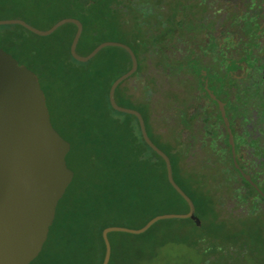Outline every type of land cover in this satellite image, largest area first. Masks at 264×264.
I'll return each instance as SVG.
<instances>
[{"label": "trees", "instance_id": "trees-1", "mask_svg": "<svg viewBox=\"0 0 264 264\" xmlns=\"http://www.w3.org/2000/svg\"><path fill=\"white\" fill-rule=\"evenodd\" d=\"M167 4L169 9L164 10ZM193 8L167 0H0V20L21 19L40 30L64 18L80 21L83 31L76 52L81 56L103 42H119L137 58L131 78L139 80L140 96L122 84L115 101L141 114L148 137L170 159L175 183L192 200L200 226L191 219L164 220L141 235L111 233L108 264H167L170 252L177 257L174 252L181 249L188 255L186 264H200V233L210 236L203 264L234 263L223 256L219 241L228 244L225 249L231 253L236 249L241 253L235 258L238 263L264 264L258 230L242 222L249 228L239 233L230 218H220L216 206L224 197L215 194L228 180L187 169L184 158L189 146L181 144L175 132L169 142L153 128L158 110L172 106L177 110L176 124L183 131L192 129L194 116L188 119L190 110L178 102V94H163L167 83L162 77L169 72V44L176 47L196 26ZM75 32L76 27L67 24L39 37L20 26H0V48L36 75L51 124L70 145L66 165L74 173L57 204L47 240L30 264H102L105 228L140 229L158 215L188 212L167 181L163 160L143 141L136 118L110 106L111 84L131 67L128 54L109 47L79 63L69 53ZM58 37H63L61 46L55 41ZM149 60L162 67L160 83L150 73ZM158 92L159 97L153 98ZM245 255L248 260L243 261Z\"/></svg>", "mask_w": 264, "mask_h": 264}, {"label": "flooded vegetation", "instance_id": "flooded-vegetation-1", "mask_svg": "<svg viewBox=\"0 0 264 264\" xmlns=\"http://www.w3.org/2000/svg\"><path fill=\"white\" fill-rule=\"evenodd\" d=\"M198 3L192 18L199 25L200 42L192 43L184 54L177 50L180 59L174 61L178 63L187 58L186 63H181L180 71L186 70V73L172 78L179 82L185 76L186 88L181 90L185 96L178 102L185 101L183 106L190 110L188 119L194 116L192 128L200 122L201 171L204 169L213 175L221 172L213 157L215 150L223 146L222 139L229 138L230 130L233 146L227 145L226 155L220 161L222 172L228 169L233 175L226 181L227 186L215 195L229 197L232 205L228 211L223 204H217L216 208L227 214L234 225L260 222L258 233L264 244V0H201ZM176 47L170 43L167 48L169 64H173L170 54ZM155 71L160 83L162 67L159 65ZM167 77L170 78L168 73ZM189 96L192 103L186 100ZM165 109L162 106L161 114ZM171 110L173 125H176L177 110ZM154 116L156 121L161 117L159 113Z\"/></svg>", "mask_w": 264, "mask_h": 264}, {"label": "water", "instance_id": "water-1", "mask_svg": "<svg viewBox=\"0 0 264 264\" xmlns=\"http://www.w3.org/2000/svg\"><path fill=\"white\" fill-rule=\"evenodd\" d=\"M72 24L76 32L71 41L70 56L79 63L94 59L103 49L124 50L130 69L110 86L108 100L116 112L134 116L145 144L165 164L170 186L188 206L186 214H163L149 220L140 229L108 227L102 231L105 253L102 264H108L111 245L108 235L125 233L141 235L164 220L191 219L199 227L192 200L175 183L171 162L148 137L141 114L123 108L115 101L116 89L137 71V58L130 47L119 42H103L87 56L76 52L83 26L77 19L64 18L48 30L37 29L21 19L0 20V26H20L28 32L48 37L64 25ZM220 111L226 122L222 104ZM229 144H232L230 130ZM69 143L53 128L45 104L44 93L36 75L0 48V264H30L41 252L53 223L56 207L73 179L66 165ZM247 180L248 177H246Z\"/></svg>", "mask_w": 264, "mask_h": 264}, {"label": "rangeland", "instance_id": "rangeland-1", "mask_svg": "<svg viewBox=\"0 0 264 264\" xmlns=\"http://www.w3.org/2000/svg\"><path fill=\"white\" fill-rule=\"evenodd\" d=\"M200 1H195V0H167V2H169L170 4H175V2H181V4L184 6H188L191 4L192 6H194L195 9H198V4H199L198 2H200ZM168 7H169V5L166 6L164 8V10L169 9ZM186 16H189V13L185 12V15H184V18L188 19V18H186ZM199 17H200V14L198 13V19H199ZM199 34H200L199 25L197 24L196 26H194L192 31H189V34H187L184 39H181L182 41H180L176 45L177 47L172 50V52L170 54V59L172 60L171 62H173V64L169 65V72H168V76L170 78L167 77L168 79L165 81L164 77H162L164 79L163 82L168 83V85H165V87L163 89L164 90L163 94H165V95L178 94L182 99H183V96H185L183 94V92H181V90H183V89L185 90V88H186V85L184 84V81H183L185 76L180 77L179 82L177 80V83H180V82L183 83V84L180 83L179 86L176 85V82L173 81L172 78L177 77V75L180 73V71L182 69L181 63H186L187 58L186 57L183 58L178 63H174V61H176L177 59H180V56L177 53V50H180L181 54H184L186 52V49L189 48V46L192 45V43L200 42V35ZM189 39H190V41H189L190 43L189 42L186 43L185 41L189 40ZM62 40H63V37H60V38L58 37L55 41H57L58 45L61 46ZM54 44H56V43H54ZM198 53L200 55V46H198ZM148 64H149L150 73L155 76L157 74V72L155 71L157 68L154 66V61L149 60ZM184 71L185 72L180 73V75L185 74L186 70H184ZM59 85H57L56 87H59ZM122 87L124 89L130 90V92H132L135 97L140 96V83H139V80L136 79L135 77L130 78L128 81H126L122 85ZM159 95H160V92L153 95V98L157 99L159 97ZM186 100L188 102L192 103L193 99L189 96ZM184 102L181 101L180 104H182ZM171 107L172 106H169V107L167 106L165 111L162 114L160 113V110H158V113L161 115V117L158 121H156V124H153V128H154L155 132L165 136L164 137L165 139L170 140L169 142H171L172 134L174 135V132H175V134L177 135V140H179L180 143L183 144L184 146H186V144L189 146L188 152L186 153V156L184 158L185 167L187 169L195 170L197 172L199 171L200 173L201 172L203 173L204 169L202 171L200 170V163H201L200 162V150L198 148L200 146V122H198V124H196V127L192 128L190 131H187V130L183 131L181 129V126H179L177 124L173 125V114H174V112L171 110ZM191 137H192V139H191ZM221 143L223 146L218 147L215 150L216 152H215L214 157H213V162L216 165V168H218L217 170H220L221 172L220 173H217V172L214 173L215 174L214 177L216 178L218 176V178H220L221 180L226 181V180L231 179V176L233 174L229 170H223V172H222L220 160L223 156L226 155V150H227L226 147H227V145H229V138L228 139L223 138ZM209 176H211V175H207L208 178H209ZM229 200H230L229 197H224L223 199L218 200V204H223L226 211H228L230 205H232ZM218 209H219V211H221L220 208H218ZM219 214H220V218H227V214H223L221 212H219ZM259 223L260 222H258V223L255 222V224H252V223L251 224L247 223V224H248V226L251 225L250 228L253 231H257V230L261 229V224H259ZM244 225L245 224H243V225L238 224V225H235L233 227H234V229H238L239 233H241L242 231H245L247 228H249V227H245ZM209 241H210V236L205 235L204 233H200V264H203V261L205 260V252H203V249L207 244H209ZM217 244H218V246L222 245L224 247L223 256H225V258H227L228 260H229V258L233 259V261H234L233 264H239V263L240 264H250L249 262H242V263L239 262L238 263V261L235 259L236 257L238 258V254H239L237 249L233 253H231L230 251L225 249L228 246V244H224L221 241H219ZM172 252H170V256H168L166 258L167 260H169L168 263L166 262L167 264H186L187 259H188V255L185 252V250L181 249L179 252H176V251L174 252V253H177L178 258L172 256L173 255ZM247 257H248V255H245V256H242L241 259L243 261H246V260H248ZM220 262L221 261L217 260L213 264H220Z\"/></svg>", "mask_w": 264, "mask_h": 264}]
</instances>
